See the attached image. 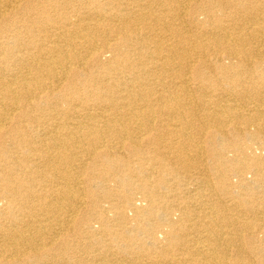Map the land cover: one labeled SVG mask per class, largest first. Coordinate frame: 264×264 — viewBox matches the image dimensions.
<instances>
[{"label": "bare ground", "instance_id": "6f19581e", "mask_svg": "<svg viewBox=\"0 0 264 264\" xmlns=\"http://www.w3.org/2000/svg\"><path fill=\"white\" fill-rule=\"evenodd\" d=\"M0 264H264V0H0Z\"/></svg>", "mask_w": 264, "mask_h": 264}]
</instances>
